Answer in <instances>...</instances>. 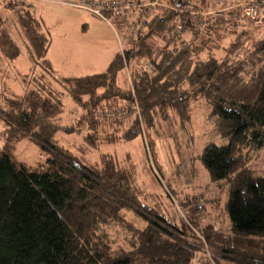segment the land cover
<instances>
[{"label": "trees", "instance_id": "1", "mask_svg": "<svg viewBox=\"0 0 264 264\" xmlns=\"http://www.w3.org/2000/svg\"><path fill=\"white\" fill-rule=\"evenodd\" d=\"M76 1L64 4L76 7ZM206 1L211 3L163 0L130 43L133 54H116L99 73L60 78L47 57L51 33L33 12L34 0H0V139L5 142L0 148V264H192L200 252L207 257L206 247L229 264H264V175L250 169L247 153L264 147V15L253 36L249 28L243 30L235 5L203 27L197 16V21L185 13L181 18L169 6L205 10ZM238 1L255 5L258 15L264 11V0ZM2 10L18 30H7ZM104 13L121 32L125 20ZM174 15L179 30L174 27L178 18L167 24ZM245 37L250 46L238 57L235 51ZM22 49L32 61L28 74L15 67ZM142 53L150 57L151 73L136 68ZM125 62L131 96L125 92ZM19 78V89L9 86ZM101 87L114 89L111 105L119 103V94L124 100L129 96L134 106L129 124L111 120L105 126L109 131L98 130L102 120L92 112L107 101L105 95L95 96ZM64 94L80 107V115L69 118ZM198 97L211 107L207 120L221 141L206 143L199 159L210 179L227 190L230 233L201 226L198 210L205 206L190 204L187 196L178 222L167 220L139 201L128 169L108 154L90 160L83 155L86 144L95 145L100 136L107 143L142 142L144 132L160 123L187 122L188 101ZM81 130L86 144L72 142L75 137L68 134ZM58 133L71 141L60 143ZM24 136L40 146L44 161L14 162L8 143ZM116 225L121 238H111Z\"/></svg>", "mask_w": 264, "mask_h": 264}, {"label": "rangeland", "instance_id": "2", "mask_svg": "<svg viewBox=\"0 0 264 264\" xmlns=\"http://www.w3.org/2000/svg\"><path fill=\"white\" fill-rule=\"evenodd\" d=\"M66 1L70 0H34L32 4L33 12L46 21L51 33L48 55H50L52 61V68L61 73L57 74L58 77L65 78L102 72L107 61L102 58V53L98 50L99 45L105 44V41L111 44V40L115 39L113 33L111 35L110 29L107 25H104V21L93 17L82 9L64 4ZM208 1L211 3L208 4L206 1L208 9L205 10H186L182 6H174L171 2L169 6L181 15V18L184 13L185 17L188 18L197 16L198 24L203 27L205 20L220 16L222 12L235 5L240 10V17L242 18L240 23L246 26V29L243 30L249 28L248 30L251 31V33L248 32V35H253L256 32V27L261 23L260 17L264 15V11L261 14L260 11L259 15L256 16L257 18H251L248 15L247 17L245 7L248 1H238L239 3H236V0ZM196 11L198 12L197 15ZM2 15H5L4 25L8 31L15 32V30H18L7 11L2 10ZM177 18L175 15L172 18L169 17L167 24L171 26ZM93 19L96 20V23H91ZM179 20L178 18L174 24L176 30H179L177 26L181 27L178 25ZM194 21H197V18H194ZM84 22H88L89 25L86 32L82 30L80 24ZM16 35L18 36V34ZM248 38L250 37H245L246 41L242 43V47L235 51L238 53V57L249 48L250 40ZM226 41H224V44H226ZM76 47L82 48V51L77 52ZM132 48L133 45L130 44L127 49H124L122 55L130 56ZM142 54L137 58V63L141 56L146 57L151 62L148 54ZM28 57L29 55L22 49L15 61V67L21 74L30 72L32 61ZM137 63L136 68H138ZM19 81H21L20 78L18 81L11 80L9 86L14 89L18 88L17 83ZM113 90L103 87L96 90L95 96L105 95L104 97L107 100L102 101L103 105L100 102L95 111L92 112L97 119L102 120L98 130L109 131L111 128H105V126L107 122H113L111 120L120 121L125 126L129 124V118L133 119L134 106L131 104V100L128 101L129 96L124 100L122 94H119L118 98H121L119 103L116 102L111 105L110 101H116V98L111 96L110 93V91L113 93ZM125 92L126 94L129 93L130 96L133 94L130 89ZM63 99L65 112L69 115V118L81 114L80 107L78 106L79 111L76 103L67 95L64 94ZM106 102H109V106L104 104ZM210 110L211 107L206 104L203 98H191L188 101L189 120L187 122L181 123L179 121L177 123L175 119H172L169 124H167L168 122L160 123L156 129L144 132L143 137H141L142 142L139 138H136L131 142L107 143L100 136L97 137L98 140L95 145L88 146V143H85L84 130L68 135H74L75 138L72 142L87 145L84 147L85 150H88L87 155L82 152L81 154L89 160L96 159L99 155L108 154L120 167L128 169L133 174L131 184L139 201L153 207L167 220L173 223L178 222L183 210L182 198L187 196L191 199L190 204L199 203L205 206L198 210V220H200L201 226L211 225L217 230L230 233L231 224L226 209L227 190L223 183L210 179L207 170L199 159L200 151L206 143L211 141L221 142L220 138L212 132L211 124L207 120ZM112 128H114L113 125ZM173 129L174 131H171ZM58 135L60 134L58 133ZM60 136L58 138L62 144L71 141L67 136ZM91 138H94L92 134ZM149 140L153 144L152 148H150ZM4 143V139H0V148L3 147ZM8 144V151L16 164L31 165L45 159L46 155L40 146L28 136L14 142L9 141ZM247 153L250 169L255 174L264 175V147L250 150ZM169 191H171L173 197L170 196ZM129 215L130 213L127 214V216ZM109 230L111 231V228ZM118 230H120V226L116 225L111 238L122 237L118 234L120 232ZM205 253L207 257H204L205 255L200 252L192 264H229L221 258L213 247H206Z\"/></svg>", "mask_w": 264, "mask_h": 264}, {"label": "built area", "instance_id": "3", "mask_svg": "<svg viewBox=\"0 0 264 264\" xmlns=\"http://www.w3.org/2000/svg\"><path fill=\"white\" fill-rule=\"evenodd\" d=\"M160 4H164L163 0H77L72 5L88 10L92 15L104 19L110 24L113 21L106 17L104 12L110 14L113 20L120 21L124 19L123 30L118 34V37L120 42L130 44L145 25L152 9ZM245 14L254 18L258 15V8L253 4H247ZM178 28L180 27L177 26ZM137 67L145 73L152 72L151 62L146 57H140Z\"/></svg>", "mask_w": 264, "mask_h": 264}, {"label": "crops", "instance_id": "4", "mask_svg": "<svg viewBox=\"0 0 264 264\" xmlns=\"http://www.w3.org/2000/svg\"><path fill=\"white\" fill-rule=\"evenodd\" d=\"M91 23H96V20L93 19V21H91ZM111 23H112L111 26L108 23H106V22H104V25H107V27H109L111 35L113 33L115 39L111 40V44H110V42H108V41L106 42L105 41V44L99 45V49H98L102 53V58L107 61L106 66L108 65V63L112 60V58L116 54L119 53L120 55H122L124 49L127 46L126 43L120 42V38L118 37V34L120 32L118 30H115L114 22H111ZM80 24L82 25V30L86 32L88 30V26H89L88 22H84V23H80ZM97 40L99 41V39H97ZM75 49H76L77 52L82 51V48H80V47H76ZM122 49H123V51H122ZM49 50L50 49H48L47 57L49 58L50 62L52 63L50 55H48L49 54ZM106 66H105V68H106ZM56 73L58 74L60 72H56ZM122 74L125 75L128 83H129L128 87H129V89H131V85H130L131 84V79H130V75H129L130 74V70L128 69L127 66L124 67V70H123Z\"/></svg>", "mask_w": 264, "mask_h": 264}, {"label": "clouds", "instance_id": "5", "mask_svg": "<svg viewBox=\"0 0 264 264\" xmlns=\"http://www.w3.org/2000/svg\"><path fill=\"white\" fill-rule=\"evenodd\" d=\"M125 66H127V64H125Z\"/></svg>", "mask_w": 264, "mask_h": 264}]
</instances>
